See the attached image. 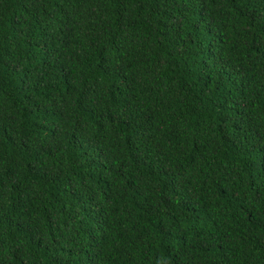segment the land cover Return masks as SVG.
Segmentation results:
<instances>
[{"label":"trees","instance_id":"1","mask_svg":"<svg viewBox=\"0 0 264 264\" xmlns=\"http://www.w3.org/2000/svg\"><path fill=\"white\" fill-rule=\"evenodd\" d=\"M0 264H264V0H0Z\"/></svg>","mask_w":264,"mask_h":264}]
</instances>
